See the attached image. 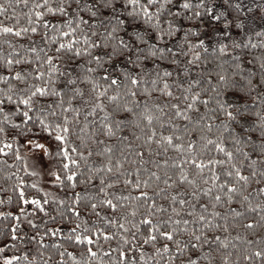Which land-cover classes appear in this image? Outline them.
<instances>
[{"label": "snow or ice", "instance_id": "snow-or-ice-1", "mask_svg": "<svg viewBox=\"0 0 264 264\" xmlns=\"http://www.w3.org/2000/svg\"><path fill=\"white\" fill-rule=\"evenodd\" d=\"M22 4L26 12L16 10ZM229 7L250 11L241 0ZM257 7L264 12V0ZM4 13L12 23L0 33L30 43L0 49V154L14 150L12 166L23 160L33 176L29 159L59 158L41 171L70 190L52 195L54 211L75 217L68 240L87 247L78 258L57 240L44 259L43 237L61 232L48 228L37 233L39 262L22 253L0 264H264V40L252 39L264 29L219 43L231 55L192 78L208 47L189 39L196 29L187 21L215 13L213 21L233 23L211 0H3ZM25 183L17 170L19 199L52 219L49 192L31 183L44 197L26 196ZM80 184L94 190L76 191ZM82 204L94 224L81 218ZM16 227L12 240L21 239ZM101 238L118 243L105 250Z\"/></svg>", "mask_w": 264, "mask_h": 264}, {"label": "trees", "instance_id": "trees-1", "mask_svg": "<svg viewBox=\"0 0 264 264\" xmlns=\"http://www.w3.org/2000/svg\"><path fill=\"white\" fill-rule=\"evenodd\" d=\"M216 1L219 0H211V3L215 4ZM223 1H225L228 6L226 7V9L228 8L229 10H231L230 11L231 16L229 18V20L233 21L231 25L226 27L222 19H220L219 21H213L211 19V16L215 15V13L204 14L200 18L187 21V24L185 25L186 27H192L196 29V31L192 32L189 36V39H191L193 43H195L197 39L202 38V40L205 41V45L208 47L207 52H202L200 62L194 66L196 71L191 73L192 78H197L198 74L201 71H203L204 73L212 72L214 74L216 66L219 63V57L223 56V58L227 59L231 55V53H225V54L219 53L218 51L219 43H228L229 47H231L230 44L231 39L234 36H236L237 33H239L238 35H241L242 32H245L246 31L245 28H249L248 25L245 26L243 30L236 29L235 20L236 19L244 20L243 16H245V12L241 11L237 13L232 8L229 7L230 0H223ZM0 2H3V0H0ZM241 2H245V0H241ZM173 3L176 5V7L179 6V0H173ZM193 3H195V0H193ZM29 6H30V0H29ZM16 10L18 12L21 11L26 12L27 8L24 7L22 4L21 6L17 7ZM10 11L11 9H9V12ZM7 16L8 13H4L0 15V23L11 24L12 20L6 19ZM21 22L22 23L24 22L23 18H21ZM261 29H264V27H260L258 29L255 28L252 33L259 32ZM226 32L230 33L228 37L224 36V33ZM252 39L264 40V36L256 37L255 35H253ZM7 40H13L14 43H22V44L30 43L26 37H14L11 34L0 33V49H2L4 52L9 51L8 44L5 43V41ZM212 47L217 48V52L215 54H213L211 51ZM197 50L201 51V49H197ZM258 51L259 49H257V52ZM205 61H207V63H205ZM240 62L245 68L252 66L249 63L248 56L245 53L241 54ZM162 67H170V65L165 63L164 65H162ZM170 70L173 72L172 78L175 79L177 68L175 66H171ZM181 75H183V73H181ZM162 99H167V98L162 97ZM236 99H237L236 97H229L228 101L229 103H232ZM21 142L23 143V140H21ZM138 150L139 149H137V151ZM0 156L3 157V159L0 160V213H10V215L0 216V256L21 255L23 253V254H27L29 259H31L33 256H36L37 261L39 262L40 249L37 244V241L41 237L37 236V233H41L48 228L54 229L56 227H59L61 229V232L58 233L57 236L53 237L51 236V234H49L48 236L43 237L46 244L44 259H49L46 252L48 250H52L51 245L56 243L57 240H59V242L64 246V248H67L69 251L74 252V254L79 258L81 254L85 252V248L87 247V244L86 242L84 243L76 242L74 239L71 241L68 240L69 230L73 227V222L75 220V217H70L69 219H62L60 215L56 214L54 210L57 208L58 199L55 202H52L51 197H49V205L47 206L49 208V211L47 213V216L52 217V219L45 218V213L40 212L37 209V206L33 205L30 200L28 201V203H24V201L20 200L18 189L14 186L17 170H19L20 178L26 181V183L22 186L25 190L26 196L30 197L33 195H38L40 198H43L44 196L37 188H33L30 186L32 183V175L30 172L23 171V164H24L23 160L17 162L15 167L12 166L14 161V150H11L9 153L0 154ZM145 158L146 159L148 158L147 154ZM58 160L59 158L52 159L53 166L57 164ZM5 173H12L11 178L6 176ZM52 189L56 192L57 198L67 199L69 196L70 190L62 189L58 185L52 186ZM75 190L83 192L94 189H92L91 185L80 184ZM117 190L120 189L118 188ZM33 209L36 210L33 211ZM60 211L62 212L64 211L63 206L60 207ZM107 212H111V210L108 209ZM112 214L114 215V213ZM81 218L86 219L89 224H94L95 214L92 212H87V215H85V206L82 204ZM29 221H33L36 226L34 227L33 225H30ZM13 224H16L17 235L21 237L23 242H21V239H17V240L11 239L10 229ZM41 224L44 225V228L39 227V225ZM100 226L103 227L105 230L114 231V229L108 225L101 224ZM142 231H146V229H142ZM241 234H243V232H241ZM33 236H36V240L32 239ZM248 238L254 239L253 236H248ZM117 243H118L117 240L103 241L101 238V244L98 245V247H103L106 250L109 245L115 248ZM13 244L15 245V247L12 246ZM5 245H7V247H5ZM107 258H108V254L106 253L105 259ZM51 259L54 262L58 260V256L53 255ZM66 264H72V259L70 257H66ZM240 264H245L243 259H241ZM247 264H253V262L249 261L247 262ZM255 264H261L259 258H256Z\"/></svg>", "mask_w": 264, "mask_h": 264}, {"label": "rangeland", "instance_id": "rangeland-1", "mask_svg": "<svg viewBox=\"0 0 264 264\" xmlns=\"http://www.w3.org/2000/svg\"><path fill=\"white\" fill-rule=\"evenodd\" d=\"M241 3L245 4V8L250 9V11H244L245 12V16H243L244 20L241 19V21L243 20V22L245 23V26L249 25V28H245L246 29L245 32H249V31L253 32L255 28L258 29L260 27H264V12H262L259 7L251 8L252 3L259 5L261 3V0H245V2H241ZM214 5L216 6L217 9L225 13V18L227 19L230 18L231 10H229L228 8L226 9V7L228 6L225 1L223 0L216 1ZM221 19L224 20V18ZM238 34L239 33H237L236 36H239ZM22 154H24V150H22ZM28 164L31 169L40 173V175L33 176L32 171H28L32 175V183L39 184L40 188H43L45 191L49 192V197H52L53 194L57 196L56 192L52 189V185L49 183V177L47 173L41 171L42 168L46 169L49 167V165L53 166L52 159L50 160L49 157H45L43 162L35 165L34 162L31 159H29ZM41 193L44 196V192Z\"/></svg>", "mask_w": 264, "mask_h": 264}]
</instances>
